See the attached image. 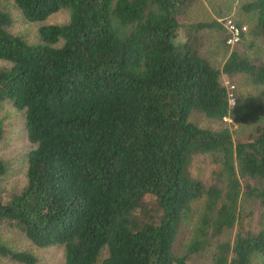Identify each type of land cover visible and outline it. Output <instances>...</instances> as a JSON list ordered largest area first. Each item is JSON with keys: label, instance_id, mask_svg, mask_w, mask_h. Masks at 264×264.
<instances>
[{"label": "trees", "instance_id": "16d2710c", "mask_svg": "<svg viewBox=\"0 0 264 264\" xmlns=\"http://www.w3.org/2000/svg\"><path fill=\"white\" fill-rule=\"evenodd\" d=\"M192 1L14 0L30 21L68 9L69 19L41 25L35 42L8 30L11 15L0 7V60L8 63L0 102L24 110L34 144L26 184L0 198V224L37 246L62 244L63 264H96L103 248L100 264H189L208 250L203 264H249L264 253V228L244 229L240 215L247 198L264 219V122L234 141L227 126L190 117L251 120L264 108V91L234 94L230 104L222 75L241 71L262 84L264 60L232 50L214 66L200 52V31L221 23L183 19ZM243 8L257 12L252 32L264 38V0ZM179 27L185 34L176 40ZM206 152L219 162L222 184L192 173V159ZM199 198L196 232L175 252L181 221ZM237 221L232 240L215 242ZM0 256L36 261L2 241Z\"/></svg>", "mask_w": 264, "mask_h": 264}, {"label": "rangeland", "instance_id": "374dc122", "mask_svg": "<svg viewBox=\"0 0 264 264\" xmlns=\"http://www.w3.org/2000/svg\"><path fill=\"white\" fill-rule=\"evenodd\" d=\"M249 0H193L182 12L183 19L188 21H211L218 20L220 23L224 16H230L237 22L247 25V30L241 40L234 44H228L225 36L226 31L222 27H204L201 29L203 44L200 52L217 67H221L230 51L236 50L241 55L248 57L254 63L264 60V38L252 32L257 21L255 10H245L243 5ZM0 7L9 12L12 21L6 28L15 34L24 37L28 42L39 40V28L47 23H61L69 19V11L63 7L51 13L43 20L30 21L26 19L16 5L14 0H1ZM176 40L183 39L184 29L179 27L176 32ZM225 38V41H224ZM8 66L4 60H0V68ZM224 84L228 81L234 84V94H239L244 98L252 95H259L264 91V83H253L250 77L244 72H235L232 75H222ZM264 101V95L261 96ZM200 126L219 129L227 126L234 141L245 139L253 130V127L264 122V108L257 111L253 118L247 122L234 121L229 116H224L222 120L209 118L202 112L193 111L190 114ZM0 120L3 126V135L0 138V161L5 166V171L0 173V198H5L13 192H18L26 184L27 155L34 144L28 139L25 129V112L16 108L10 99L0 102ZM219 162L210 153H200L194 156L191 163V171L199 176L206 184L217 182L222 184L217 177ZM244 180V179H243ZM147 199V198H146ZM203 199L193 201L192 209L183 217L179 230L176 234L173 249L175 252L183 251L185 245L193 237L199 225V215L202 209ZM253 212L250 214V211ZM240 215L244 224V229L258 231L264 228V219L261 215V207L256 206L251 199L245 198L241 203ZM240 222V221H239ZM239 222L226 230L216 241L232 240ZM0 241L6 243L13 249L26 250L36 256V261L31 264H63L64 247L62 244H52L47 246H37L16 226L7 222L0 224ZM107 254L105 248L98 256L96 264H100L102 258ZM210 251L193 254L189 259V264H203L209 260ZM0 264H29L17 261L7 256H0ZM249 264H264V253L254 254Z\"/></svg>", "mask_w": 264, "mask_h": 264}, {"label": "built area", "instance_id": "2783aa9c", "mask_svg": "<svg viewBox=\"0 0 264 264\" xmlns=\"http://www.w3.org/2000/svg\"><path fill=\"white\" fill-rule=\"evenodd\" d=\"M222 25L226 31V41L228 44H234L241 40L243 34L247 30V25L237 22L230 16H224L220 19ZM228 90H229V102L230 104L234 103L235 96H234V84L229 83L228 81L225 83Z\"/></svg>", "mask_w": 264, "mask_h": 264}]
</instances>
